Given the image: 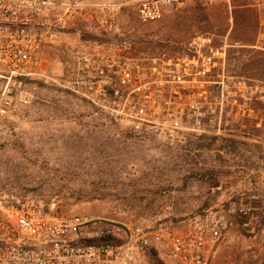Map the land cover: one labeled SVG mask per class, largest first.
<instances>
[{
  "label": "rangeland",
  "instance_id": "rangeland-1",
  "mask_svg": "<svg viewBox=\"0 0 264 264\" xmlns=\"http://www.w3.org/2000/svg\"><path fill=\"white\" fill-rule=\"evenodd\" d=\"M140 1L42 20L45 78L18 85L15 111L0 121V191L37 197L48 215L82 216L96 223L90 232L111 228L122 241L132 225L220 212L227 229L214 261L264 264V52L254 48L264 0H234L247 4L244 34L228 16L233 0L227 10L184 0L153 23L138 19ZM117 38L132 43L134 69L112 82L110 113L66 82L86 52ZM240 207L250 212L229 214ZM153 255L171 264L163 250Z\"/></svg>",
  "mask_w": 264,
  "mask_h": 264
},
{
  "label": "built area",
  "instance_id": "built-area-1",
  "mask_svg": "<svg viewBox=\"0 0 264 264\" xmlns=\"http://www.w3.org/2000/svg\"><path fill=\"white\" fill-rule=\"evenodd\" d=\"M183 1L141 0L137 17L142 23L159 21L167 7ZM199 1L213 5L229 0ZM92 7H101V0H0V121L15 111L18 85L45 78L43 55L49 35L42 20L59 10L74 14ZM254 48L264 52V19L259 22ZM132 50V43L124 38L90 49L66 89L100 111L112 113L111 104L119 91L109 89L117 77L129 81L134 69L129 62ZM249 212L240 207L229 214ZM0 218L8 231L7 236L0 235V264H161L152 258L160 250L171 264H218L211 251L227 229L224 214L208 211L178 225L159 222L126 227L122 241L111 228L90 232L96 223L82 216L48 215L37 197L2 191Z\"/></svg>",
  "mask_w": 264,
  "mask_h": 264
},
{
  "label": "trees",
  "instance_id": "trees-1",
  "mask_svg": "<svg viewBox=\"0 0 264 264\" xmlns=\"http://www.w3.org/2000/svg\"><path fill=\"white\" fill-rule=\"evenodd\" d=\"M233 5H232V11L230 12V14L228 15L226 13V18H227V15L229 16V18H231L234 22V24L236 25V30L239 31V34H244L247 29L249 28V25L251 24V18H250V15L247 14V9H244L247 4L246 3H241V2H236L233 0ZM224 8L227 10L228 9V4L226 2H224L223 4ZM243 8V9H241ZM197 11H199V8L197 7ZM205 20H210L211 17L208 16V15H205L204 14V17H203ZM208 212V211H206ZM206 212H203V213H199V214H204ZM199 214H195V215H199ZM193 216V215H192ZM157 263H161L157 260H155ZM162 264V263H161Z\"/></svg>",
  "mask_w": 264,
  "mask_h": 264
},
{
  "label": "flooded vegetation",
  "instance_id": "flooded-vegetation-1",
  "mask_svg": "<svg viewBox=\"0 0 264 264\" xmlns=\"http://www.w3.org/2000/svg\"><path fill=\"white\" fill-rule=\"evenodd\" d=\"M193 40H195V39H192V41H191V42H193ZM189 47H191V46H189Z\"/></svg>",
  "mask_w": 264,
  "mask_h": 264
}]
</instances>
